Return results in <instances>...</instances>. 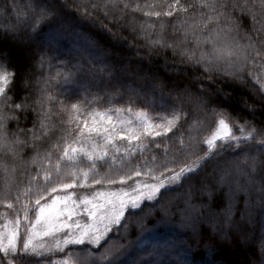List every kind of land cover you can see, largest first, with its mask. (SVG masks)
Segmentation results:
<instances>
[{"label": "trees", "instance_id": "obj_1", "mask_svg": "<svg viewBox=\"0 0 264 264\" xmlns=\"http://www.w3.org/2000/svg\"><path fill=\"white\" fill-rule=\"evenodd\" d=\"M40 2L0 0V52L7 69L15 72L6 90L10 99L0 101V112L6 117L3 131L8 140L21 141L13 145L17 155L0 151V161L8 166V173L0 168V223L17 212L23 216L20 205L26 198L21 195L17 201L16 196L35 185L34 177L43 183V168H54L58 160L62 170L91 167L83 159L80 164L65 163L61 148L53 147L63 145L61 138L75 123H68L75 114L73 103L89 110L131 109L157 120L178 116L167 139L145 141L143 156L137 153L129 162L118 153L116 161H96L97 178L122 174L145 160L151 163L153 156L162 163L165 153L172 159L188 145L194 146L188 151L203 156L204 140L222 115L237 136L242 125L254 127L256 133L214 155L182 187L162 190L158 201L145 202L153 207L133 210L138 214L127 216L100 245L61 241L57 247L48 240L39 256L13 264H53L67 257L72 264H105L101 255L108 249H119L112 264H264V91L248 75L252 72L264 81V56L251 53L255 59L247 63L243 79L192 62L190 57L198 56L200 49L180 43L188 29L185 21L191 20L180 8L198 0H48L54 15L34 32ZM169 5L177 9L171 17L164 15ZM156 11L160 17L146 15ZM236 17L243 36L251 28V17L239 12ZM16 104L23 107L16 109ZM37 151L40 157L50 153V163H32ZM5 179L11 181V209L3 195ZM238 186L242 190L237 191ZM75 191L83 196L92 188Z\"/></svg>", "mask_w": 264, "mask_h": 264}, {"label": "snow or ice", "instance_id": "obj_2", "mask_svg": "<svg viewBox=\"0 0 264 264\" xmlns=\"http://www.w3.org/2000/svg\"><path fill=\"white\" fill-rule=\"evenodd\" d=\"M169 8L171 10L165 11L164 15L171 17L177 9L174 5H169ZM37 9L34 32H38L42 23L54 15L48 0H41ZM180 11L191 17V20L185 21L188 29L180 43L200 49L199 55L193 53L190 59L195 64L203 65L206 71L215 70L243 79L247 63L255 59L251 53L255 52L256 57L264 56V0H259L258 5L256 0H198L197 4H189L187 7L182 5ZM237 12L241 16L251 17V28L243 36L240 35L241 25L239 17H236ZM146 15L160 17L161 12H149ZM242 39L247 43L242 44ZM7 63L4 53L0 52V101L3 102L10 99L6 90L15 77V72L7 69ZM248 75L264 91V81L256 78L252 72H248ZM261 98L264 99V96ZM13 107L21 109L23 105L16 104ZM71 109L75 114H70L68 123H75L61 138L63 145L58 143L53 147L61 148V159L70 164L84 158L90 162L91 167L88 170L82 169L80 173L71 167L62 170L58 160L54 168H43V183L34 177V186L25 189L23 193L18 192L17 201L21 195L26 198V202L20 205L23 216L17 212L13 219H5V222L0 223V264H5V260L7 264H13V260H25L33 254L39 256L40 250L46 249L42 241L47 237L55 240L57 247L61 243L57 237L61 235L65 245H100L114 228L124 225L127 216L138 214L133 210L143 211L145 207H153L145 202L158 201L162 190L182 187L184 181L199 175L214 155L253 139L256 133L254 127L246 129L242 125L239 129L241 135L237 136L232 125L222 115L215 131L204 140L207 151L203 156L198 155L197 151H188V148L194 147L188 145L172 159H168L165 153L162 163H157V158L153 156L151 163L145 160L142 165H133L122 174H105L97 178L99 173L96 171V161H116L118 153H123L124 159L129 162L137 153L143 156L148 150L145 141L151 138V143H157L156 137L167 139V134L176 127L173 121L178 116L157 120L147 113H137L133 119L131 116L126 118L123 109L89 110L77 103H73ZM128 111L131 112V109ZM224 112L226 110L221 109V113ZM5 119V115L0 112V151L17 155L13 145L21 141L8 140L3 131ZM187 156L195 158L185 162L184 157ZM44 159H49L50 163V153L40 157L37 151L32 163ZM0 168L8 173V166L2 161ZM223 181L224 176L221 175L218 183L222 184ZM10 183L9 179H5L3 193L9 209L13 208L12 201L8 199L11 195ZM94 185L102 187L93 188ZM77 187L92 188V191L81 196L75 191ZM240 190L238 186L237 191ZM167 215V212L163 213L161 220ZM18 242L22 244L21 247H18ZM118 252L119 249H108L101 255V260L105 264H112V257Z\"/></svg>", "mask_w": 264, "mask_h": 264}, {"label": "rangeland", "instance_id": "obj_3", "mask_svg": "<svg viewBox=\"0 0 264 264\" xmlns=\"http://www.w3.org/2000/svg\"><path fill=\"white\" fill-rule=\"evenodd\" d=\"M137 113H142V112H129V111H125V110L123 111V115H124L126 118L129 117V116H131V117L134 119ZM166 119H172V117H168V118H166ZM165 123H166V120H165ZM173 123H175V120L173 121ZM124 143L127 144V141H125ZM133 143H135V142H133ZM82 159L85 160V161H87L86 159L81 158V159L77 160V161H76L75 163H73V164L79 163L80 160H82ZM63 161H64L65 163H69L68 161H66V160H64V159H63ZM98 161H99V160H98ZM87 162H89V161H87ZM81 163H82V162H81ZM69 164H70V163H69ZM79 164H80V163H79ZM80 172H81V170H78V171H77V173H80ZM131 183H132V182H131ZM131 183H130V184H131ZM5 219H8V216H5V218H4L2 221L5 222ZM9 220H10V219H9ZM2 221H1V223H3ZM230 228L233 229V227H231V226H230ZM57 239H59L60 241H62V240H63L62 235H61V236H58ZM249 239H250V237L248 236V237H247V240L249 241ZM48 240H51V241L53 242L52 245H55V246H56V241L53 240L51 237L44 238L42 242L46 243V242H48ZM62 243H63V242H62ZM60 245H61V244H60ZM53 264H72V262H71L70 257H67V258H63V259H60V260L54 261Z\"/></svg>", "mask_w": 264, "mask_h": 264}]
</instances>
